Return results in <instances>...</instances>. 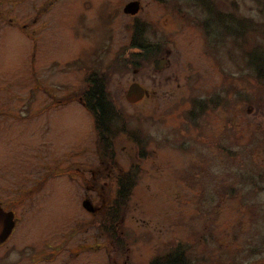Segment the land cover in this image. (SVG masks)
<instances>
[{
    "label": "rangeland",
    "instance_id": "1",
    "mask_svg": "<svg viewBox=\"0 0 264 264\" xmlns=\"http://www.w3.org/2000/svg\"><path fill=\"white\" fill-rule=\"evenodd\" d=\"M0 9V202L17 218L0 264H148L176 246L186 264H264V0ZM137 22L150 52L131 46ZM92 71L125 128L107 148L81 102Z\"/></svg>",
    "mask_w": 264,
    "mask_h": 264
},
{
    "label": "trees",
    "instance_id": "2",
    "mask_svg": "<svg viewBox=\"0 0 264 264\" xmlns=\"http://www.w3.org/2000/svg\"><path fill=\"white\" fill-rule=\"evenodd\" d=\"M216 18H219L218 22L220 23H221V21H219L220 19L226 20L227 21L226 25L228 26L231 20H233L234 16L232 17L230 14L224 15L220 13L219 15H217ZM139 25L140 23L138 22L135 25H133L134 27L133 34H132L133 39H131V42H132L131 46L134 47L138 45L139 48L142 49V51L146 53L150 52L148 50H149V47H152V43L143 42L142 44H139V43L135 44V42H138L139 40L143 39L142 36L138 34V32L142 30V26L140 27ZM228 27L231 30L230 25ZM143 55L145 54L143 53ZM263 60H261L262 62L260 60H256V62L260 61L263 64L264 63ZM91 77H96V79L90 81L91 87L84 91L81 97L84 100H81V102L86 107V109L89 110L93 114L95 129L98 132V135L100 137L99 140L100 142H102L103 144L102 146L104 148H107L108 145L110 144V142L106 143L107 136L111 135L112 137H114L117 132H124L125 128L123 124L121 128H119L118 126H115L116 124H114L115 118H118L117 120L120 121L121 113L113 105L111 99L107 96L106 90L104 89L103 79L101 77L95 76V74H92ZM211 102L212 101L201 102L196 112H201L205 110L208 104H210ZM135 173H136V169H133L132 167L128 171L123 172L122 174L116 177L118 190L116 192L115 198H113V203L109 208V216H110V213L114 210L112 207L117 206L119 204L120 199L124 200L128 197L130 187L132 186V184H134ZM185 249L186 248L181 247V246L173 247L171 250L165 252L164 254H159V255L154 256L148 262V264H186L187 258H186Z\"/></svg>",
    "mask_w": 264,
    "mask_h": 264
},
{
    "label": "water",
    "instance_id": "3",
    "mask_svg": "<svg viewBox=\"0 0 264 264\" xmlns=\"http://www.w3.org/2000/svg\"><path fill=\"white\" fill-rule=\"evenodd\" d=\"M138 10V4L135 1L128 2L124 6V12L135 13ZM165 63V59H154L153 65L156 69L162 68ZM144 88L137 82H132L129 84L127 91L125 93V98L129 102H135L139 100L144 94ZM85 208L89 209L91 206L87 201H83L82 204ZM13 213L4 212L0 208V242L5 240L9 235L12 225H13Z\"/></svg>",
    "mask_w": 264,
    "mask_h": 264
},
{
    "label": "flooded vegetation",
    "instance_id": "4",
    "mask_svg": "<svg viewBox=\"0 0 264 264\" xmlns=\"http://www.w3.org/2000/svg\"><path fill=\"white\" fill-rule=\"evenodd\" d=\"M3 3H10V5H11V0H0V4H3ZM0 11H2V9H0ZM9 14H10V10H9ZM1 16V15H0ZM1 20H2V22H4V23H6V27L5 28H7V29H11V19H8V20H6V19H4L3 17L2 18H0ZM8 25V26H7ZM93 70H95V69H93ZM92 74H95V71H92L91 72ZM90 73V75L88 76L89 77V79H90V77L92 76V74ZM97 76L99 77V74H97ZM96 79V77L95 78H93V79H90V81L91 80H95ZM49 159V158H48ZM90 206H91V204H90ZM0 208H1V210L2 211H4V212H12L11 211V209H6L4 206H3V203H1L0 202ZM91 209H92V206H91ZM94 209V208H93ZM13 213V212H12ZM13 225H12V228H11V231H10V233H9V235L8 236H10V234H12V231H13V229H14V226L16 225V219L17 218H14V215H13ZM8 238V237H7ZM7 239H5L3 242H5ZM3 242H1L0 244H2ZM46 251H48V250H46Z\"/></svg>",
    "mask_w": 264,
    "mask_h": 264
}]
</instances>
